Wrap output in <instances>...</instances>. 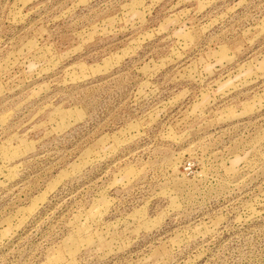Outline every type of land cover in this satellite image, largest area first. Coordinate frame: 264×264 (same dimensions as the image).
<instances>
[{"label": "rangeland", "instance_id": "1", "mask_svg": "<svg viewBox=\"0 0 264 264\" xmlns=\"http://www.w3.org/2000/svg\"><path fill=\"white\" fill-rule=\"evenodd\" d=\"M0 264H264V0H0Z\"/></svg>", "mask_w": 264, "mask_h": 264}]
</instances>
